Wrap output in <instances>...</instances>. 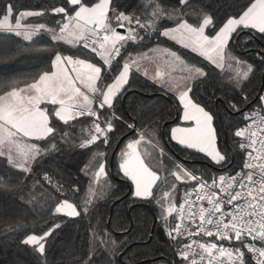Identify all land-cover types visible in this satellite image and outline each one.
Wrapping results in <instances>:
<instances>
[{
  "label": "trees",
  "instance_id": "1",
  "mask_svg": "<svg viewBox=\"0 0 264 264\" xmlns=\"http://www.w3.org/2000/svg\"><path fill=\"white\" fill-rule=\"evenodd\" d=\"M61 2L0 0V19L8 5L17 14L47 9L48 15L29 17L21 23L55 28L56 20L62 17L52 16L50 9ZM116 3L124 5L118 11L140 15L136 10L141 0H116ZM248 3L249 0H194V7L203 13H215L214 19L219 22L241 12ZM184 11L189 13L185 17L188 22L195 24L197 12ZM10 23H15V18H10ZM164 26L172 27L174 22L167 21ZM16 31L22 34L18 36L15 31L0 28V95L13 87L21 88L49 71L56 52L98 62V57L80 44L69 46L53 41L47 31L36 33L32 40L24 38L27 29ZM168 52H175L190 69L200 68L207 73L206 77L194 79L190 87L197 97L210 100L208 107L216 116L219 144L228 151V163L223 168L214 166L202 154L170 139L171 126L179 123L177 99L170 90V81L150 79L130 61L126 89L118 96L114 109L104 112L110 120L113 115L121 118L112 120L114 131L107 133L109 145L97 141L85 148L78 147L95 134L96 117H79L65 126L52 116L53 106L42 104L49 110L50 125L56 129V135L42 141L23 139L37 144L42 153L35 161H29L31 172L21 173L0 158V177L4 179L0 186V264H86L90 257L91 264H176L179 258L174 253L179 246L165 235L174 219L171 216H167V221L162 219L159 200L164 188L168 191L176 185L177 195L188 183L175 181L168 168L165 169V162L182 164L207 180L241 167L244 154L238 147L240 138L233 133L242 126L247 111L264 105L259 99L264 96V35L243 30L231 41L221 68L158 35L142 43L125 45L119 63L113 67L118 72L129 54L134 62L143 63L167 57ZM244 64L255 69L247 79L238 75L246 71ZM114 74L106 73L105 83H110ZM232 103L241 111H233ZM97 104L91 109L95 110ZM132 124L135 131L128 127ZM101 127L106 128L107 124ZM63 133L71 135L64 137ZM141 136H144L141 155L159 175L154 201L134 199L130 194L131 183L120 174L117 164L124 144ZM101 162L106 163V172L97 176ZM45 175L50 181L45 180ZM64 199L76 204L78 210L87 208V212L74 218L53 215L57 202ZM56 224L61 227L48 238L42 256L21 243L27 234L42 233Z\"/></svg>",
  "mask_w": 264,
  "mask_h": 264
},
{
  "label": "snow or ice",
  "instance_id": "2",
  "mask_svg": "<svg viewBox=\"0 0 264 264\" xmlns=\"http://www.w3.org/2000/svg\"><path fill=\"white\" fill-rule=\"evenodd\" d=\"M121 7L124 5H118L116 0H62L59 6L50 9L52 16L62 19L56 20L55 28H48L45 24L22 25L21 21L48 15L49 10L17 14L12 5L7 6L0 19V28L15 31L18 36L22 31L17 29H27L23 33L26 40H32L38 32L47 31L53 41H65L69 45L79 43L98 57V62H90L56 52L51 62L52 71L43 72L23 88L13 87L0 95V158L6 159L9 166L21 173H30L28 161H35L42 153L33 143L28 152L20 153L24 159V163H21L16 159L19 142L24 138L42 141L56 135V129L50 125L49 110L42 104L53 106L52 116L65 126H70L72 121L85 115L96 117L95 134L78 147L85 148L97 141L110 144L107 133L114 131L112 120L121 118L113 115L110 120L104 116V112L114 109L115 101L129 83L130 61L134 63L129 54L119 71H115L113 65L119 63L125 45L142 43L154 35L176 41V34H179L181 41H189L183 47L189 48L191 45L193 53L198 52L202 58L215 64L214 55L223 60L230 50L231 41L243 30L264 35V0H249L241 12L219 22L214 19L215 13L207 14L196 9L194 0H141L136 10L140 15L118 11ZM185 9L197 12L195 24L185 18L189 16ZM10 18H15V25L10 23ZM113 19L126 34L112 27ZM170 20L174 26L165 27L164 23ZM72 24L76 31H69ZM89 33L92 38L87 35ZM171 55L177 54L173 52ZM243 66L246 71L238 75L247 79L255 69L251 64ZM194 71L199 77L207 76L200 68ZM106 73H115L111 83H105ZM176 99L179 123L170 129V139L202 154L212 165L223 168L228 163V151L219 144L216 116L208 107L210 100L197 97L192 87L179 91ZM259 99L264 102V96ZM92 101L99 102L95 110L89 107ZM230 107L233 111H241L236 103ZM85 109H88L87 112ZM244 119H248L247 114H244ZM105 123L107 127L102 128L101 125ZM128 127L135 131L134 124ZM255 127L256 122L253 121L233 133L234 137L241 138L238 147L245 154L241 168L234 173L225 171V174L212 178L211 183L203 175L197 176L193 170L185 169L182 165H177V170L171 173L177 181H194L197 185L183 193L186 199L179 209L175 205L163 208L165 200L171 199L172 191H165L159 200L163 209L161 217L165 221L167 216L179 211L176 218L178 223L165 232L179 246L174 253L179 258L176 264H249L246 257L251 258L252 264H264V127L253 131ZM62 135L68 137L71 133ZM143 139L144 136H141L126 144L128 151L122 150L119 170L130 181V194L134 199L154 201L158 174L137 151L136 146ZM98 167L97 176L105 174L106 163L101 162ZM45 180L50 181V178L45 175ZM3 184L4 179L0 177V186ZM175 188L176 185H172V189ZM74 190L78 191V188ZM185 206L188 207L186 216ZM86 212L87 208L78 210L76 204L64 199L55 206L53 215L74 218ZM186 221L189 222L188 227L182 229L181 224ZM59 227L61 225L56 224L42 235L29 234L21 243L32 247L42 256L48 238ZM182 238L188 242L182 243ZM225 241L229 246H225ZM234 243H239L240 247H231ZM86 264H91V257Z\"/></svg>",
  "mask_w": 264,
  "mask_h": 264
},
{
  "label": "rangeland",
  "instance_id": "3",
  "mask_svg": "<svg viewBox=\"0 0 264 264\" xmlns=\"http://www.w3.org/2000/svg\"><path fill=\"white\" fill-rule=\"evenodd\" d=\"M134 66H135L136 69H138L140 72L144 73L149 78H156V77H163V76H165V77H167V79H170L171 81H174L175 82V89H176V91H175L176 97H177L179 91L186 90L187 87H190L191 82L194 79H196V78L199 77L195 73V71L193 69H190V67L187 64H185L178 55H176V56L169 55L168 57H162L161 59H159L156 62L155 61H152V62L150 61V62H146V63L135 62V65ZM157 73H160V75H157ZM176 124H178V123H176ZM176 124H173L171 126V128L174 127V126H176ZM138 139H140V138H138ZM129 141H131V140H129ZM129 141H127L124 144L122 150L128 151V149L126 148V144ZM31 144L32 143L26 142L24 140H21L19 142L18 151L16 152V159L20 160L21 163H24V159L20 155V153H22V152H28L29 149L31 148ZM141 145H142V140H141L140 144L136 146L137 151L140 154H141V152H140V146ZM122 150L118 154V156H119L118 159H117L118 167H119V163L121 162ZM29 154L31 155V153H29ZM28 163H29V161H28ZM177 165H182V164H179L177 162L175 164L174 163L171 164V163L165 162V169L167 170V168H168V170L170 171V173H172V172H174V171L177 170L176 169V166ZM159 168L161 170H163L164 169V166L163 167L162 166H159ZM184 168L186 169V167H184ZM187 169H189V168H187ZM163 175L164 174H162V176ZM172 178L175 181H177L174 175H172ZM131 187H132V185H131ZM165 191H166V188H164V192ZM168 191H172L173 192V195H172V197H171L170 200H165L164 206H163V208H165V209L168 208L170 205L177 206L180 203L181 198H182L181 189L179 190V192L177 193V195H176L175 190H173L172 188H171V190H168ZM62 201L63 200L57 202V204L60 203V202H62ZM54 209H55V207H54ZM160 209H162V208H160ZM169 216L173 217V219H174L173 213L171 215H169ZM30 234H33V233H30ZM35 234L42 235L43 232L42 233H35ZM27 235H29V234H27Z\"/></svg>",
  "mask_w": 264,
  "mask_h": 264
},
{
  "label": "built area",
  "instance_id": "4",
  "mask_svg": "<svg viewBox=\"0 0 264 264\" xmlns=\"http://www.w3.org/2000/svg\"><path fill=\"white\" fill-rule=\"evenodd\" d=\"M17 30H20V29H17ZM57 31H58V29H57ZM101 34H103V33H101ZM89 37L92 38L91 35H90ZM73 57H74V58H77L76 56H73ZM77 59H78V58H77ZM85 111L87 112V109H85ZM245 114L248 115V119L245 120V119L243 118L244 121H243V124H242L241 127H247L249 124H252L253 121L256 122V127L252 129L253 131H256L258 128L264 127V123H262V121H264V105H261V106H260L259 108H257V109H253V110L247 111ZM85 116H87V115H85ZM241 127H240V128H241ZM240 139H241V138H240ZM243 154H244V153H243ZM244 155H245V154H244ZM241 166H242V164H241ZM240 168H241V167H240ZM240 168H239V169H240ZM186 169H187V168H186ZM239 169H238V170H239ZM188 170H189V169H188ZM232 173H234V172H231V173H229V174H232ZM194 174L197 175V176H200V175L196 174L195 172H194ZM223 174H225V173H221V174H219V175H223ZM219 175H218V176H219ZM218 176H217V177H218ZM217 177H216V178H217ZM204 179H205V178H204ZM205 180H207V179H205ZM207 181H208L209 183H211V180H207ZM196 186H197L196 183H195L194 181H192V182H189V183H188L187 187H183V188H181L182 198H181L180 203L176 206L177 209H179V205H180L181 203L184 202V199H186V197L183 196V193H184L185 191H190L191 189L195 188ZM192 199H194V197H192ZM187 211H188V207L185 206V209H184L185 216H186V214H187ZM173 216H174V224H173V227H172V228H174V227L176 226V224L178 223V221H177L176 218L179 216V211L173 213ZM188 223H189V222L186 221L184 224H181V228L184 229V228L188 227ZM187 242H188V240H187L186 238H182V243H187ZM223 243L225 244L226 247L229 246L227 241H225V242H223ZM231 247H233V248H237V247H240V244H239V243H234V244L231 245ZM177 250H178V249H177ZM246 258L248 259L249 264H252L251 258H250V257H246ZM225 264H227V262H225Z\"/></svg>",
  "mask_w": 264,
  "mask_h": 264
},
{
  "label": "crops",
  "instance_id": "5",
  "mask_svg": "<svg viewBox=\"0 0 264 264\" xmlns=\"http://www.w3.org/2000/svg\"><path fill=\"white\" fill-rule=\"evenodd\" d=\"M12 25H15V23H13ZM112 27H117V25H116V23H115V20L113 19V23H112ZM173 27V26H172ZM69 31H76V28H75V25L74 24H72V25H70V28H69ZM121 34H124V33H121ZM88 36H90L91 34L89 33V34H87ZM168 39V38H167ZM169 40H171V39H169ZM173 41V40H172ZM177 41H179V42H177ZM173 42H175L176 44H178L179 46H181V47H183V44H188L189 43V41H187V40H183V41H181L180 40V37H179V34H176V41H173ZM60 43H64V44H66V45H69V44H67L65 41H60ZM79 43H73L72 45H69V46H75V45H78ZM81 45V44H80ZM183 48H185V47H183ZM185 49H188V50H190L191 49V45H189V48H185ZM191 51V50H190ZM171 53L172 52H168L167 53V57L169 56V55H171ZM62 54V53H61ZM197 55H199L198 54V52L196 53ZM63 56H73V55H68V54H62ZM105 55H107V53L105 54ZM200 56V55H199ZM78 59H84V58H81V57H78V56H76ZM53 58H54V56H53ZM52 58V59H53ZM215 60H216V63L215 64H213L212 63V61H209V60H207L206 58V60L207 61H209L212 65H214L215 67H217V68H221V67H223V65H224V59L223 60H221L220 58H218V57H216L215 55H214V57H213ZM84 60H87V59H84ZM89 61V60H88ZM152 62V61H158V60H154V59H151V60H148V61H145V62H143V63H146V62ZM51 62H52V60H51ZM91 62V61H90ZM133 65H135V62L133 63ZM53 69H52V67H51V69L49 70V71H52ZM142 73V72H141ZM42 74V73H41ZM142 74H144V73H142ZM145 75V74H144ZM146 76V75H145ZM39 77V76H38ZM38 77H37V79H38ZM149 78V77H148ZM150 79H158V80H162V79H167V77H165V76H163V77H156V78H150ZM169 81H170V90H171V92H173L174 94H176L175 93V91H176V89H175V82L174 81H171L170 79H168ZM112 82V81H111ZM110 82V83H111ZM24 87V86H23ZM23 87H21V88H23ZM3 95V94H2ZM176 96V95H175ZM95 102H97V103H99L98 101H92L91 103H90V105H89V107L90 108H92V106H93V104L95 103ZM88 110V109H87ZM24 139H27V140H30V139H28V138H24Z\"/></svg>",
  "mask_w": 264,
  "mask_h": 264
},
{
  "label": "water",
  "instance_id": "6",
  "mask_svg": "<svg viewBox=\"0 0 264 264\" xmlns=\"http://www.w3.org/2000/svg\"><path fill=\"white\" fill-rule=\"evenodd\" d=\"M117 31H121V33H124L118 26L116 27Z\"/></svg>",
  "mask_w": 264,
  "mask_h": 264
}]
</instances>
